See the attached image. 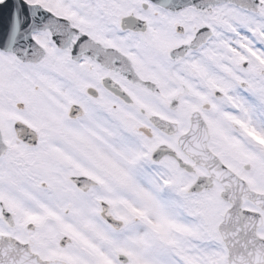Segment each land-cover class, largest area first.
Masks as SVG:
<instances>
[{"label":"snow or ice","instance_id":"6c2138e0","mask_svg":"<svg viewBox=\"0 0 264 264\" xmlns=\"http://www.w3.org/2000/svg\"><path fill=\"white\" fill-rule=\"evenodd\" d=\"M0 264H264V0H0Z\"/></svg>","mask_w":264,"mask_h":264}]
</instances>
